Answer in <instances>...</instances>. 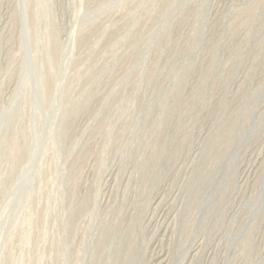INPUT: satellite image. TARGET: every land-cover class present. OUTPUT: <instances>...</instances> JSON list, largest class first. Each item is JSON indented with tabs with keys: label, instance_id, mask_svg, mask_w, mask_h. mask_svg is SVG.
<instances>
[{
	"label": "rangeland",
	"instance_id": "1",
	"mask_svg": "<svg viewBox=\"0 0 264 264\" xmlns=\"http://www.w3.org/2000/svg\"><path fill=\"white\" fill-rule=\"evenodd\" d=\"M104 235L264 264V0H0V264Z\"/></svg>",
	"mask_w": 264,
	"mask_h": 264
},
{
	"label": "bare ground",
	"instance_id": "2",
	"mask_svg": "<svg viewBox=\"0 0 264 264\" xmlns=\"http://www.w3.org/2000/svg\"><path fill=\"white\" fill-rule=\"evenodd\" d=\"M77 217V214H72V219L74 220ZM74 223H76V221L74 220ZM107 233H109V230H107ZM118 233L119 231L116 230L114 232H110V235L118 238ZM109 236V234H107ZM107 235H104L105 237L103 239H101L100 243H98V247H97V252H99L95 257H93V261L89 262L87 264H130L131 259H130V251L127 250L125 252H121L120 250H116L118 249L120 246L125 245V241H116L114 242V244L112 245L113 249H111L110 247L106 246V237H108ZM128 247L131 245H127ZM101 254V255H100Z\"/></svg>",
	"mask_w": 264,
	"mask_h": 264
}]
</instances>
